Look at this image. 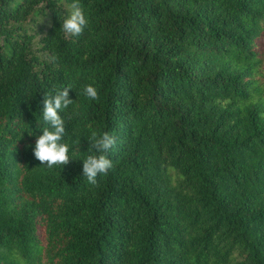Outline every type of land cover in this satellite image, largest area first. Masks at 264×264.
Returning a JSON list of instances; mask_svg holds the SVG:
<instances>
[{
  "label": "trees",
  "instance_id": "16d2710c",
  "mask_svg": "<svg viewBox=\"0 0 264 264\" xmlns=\"http://www.w3.org/2000/svg\"><path fill=\"white\" fill-rule=\"evenodd\" d=\"M72 2L0 0V264H264V0H79L69 37ZM93 132L116 139L95 187Z\"/></svg>",
  "mask_w": 264,
  "mask_h": 264
},
{
  "label": "clouds",
  "instance_id": "9594fccd",
  "mask_svg": "<svg viewBox=\"0 0 264 264\" xmlns=\"http://www.w3.org/2000/svg\"><path fill=\"white\" fill-rule=\"evenodd\" d=\"M70 15L64 20L62 29L69 37H76L83 34L85 28L89 25V19L85 15L79 0H73L69 5ZM56 59L55 56L52 57ZM70 87L56 91L55 95L46 94L43 99V120L48 125L42 130V135L37 137L35 147L33 149L34 157L44 167L51 169L56 165L66 166L72 160L70 159L69 145L62 142L66 135L65 119L60 115L65 109L75 102L69 98ZM86 97L97 100L99 98L98 91L91 84L86 85L83 89ZM91 146L89 151L94 150V154L87 156L83 160V176L87 178V182L92 186H98L97 177L107 175L109 170L114 167L113 162L107 157L106 153L111 150L116 139L114 135L104 132L97 135L93 132L91 136ZM95 153H101L99 155Z\"/></svg>",
  "mask_w": 264,
  "mask_h": 264
}]
</instances>
